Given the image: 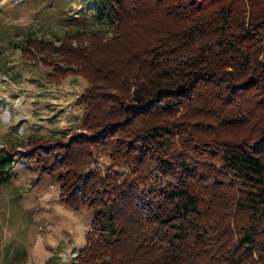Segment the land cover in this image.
Masks as SVG:
<instances>
[{"label": "trees", "instance_id": "obj_1", "mask_svg": "<svg viewBox=\"0 0 264 264\" xmlns=\"http://www.w3.org/2000/svg\"><path fill=\"white\" fill-rule=\"evenodd\" d=\"M92 2L105 31L76 29L62 41L104 37L125 49L113 62L89 61L79 129L48 140L40 160L59 172L64 203L91 212L69 264H166L139 259L162 243L174 263L208 253V264H249L256 253L264 264V0ZM70 49L77 57L60 60L75 73L84 46ZM208 110L235 126L258 118L255 144L210 136L187 119L202 120ZM211 152L219 166L206 161ZM14 156L0 150V185L10 180ZM99 157L110 165L90 168ZM207 200L244 214L238 239H224L222 252L205 224Z\"/></svg>", "mask_w": 264, "mask_h": 264}, {"label": "rangeland", "instance_id": "obj_2", "mask_svg": "<svg viewBox=\"0 0 264 264\" xmlns=\"http://www.w3.org/2000/svg\"><path fill=\"white\" fill-rule=\"evenodd\" d=\"M87 10L91 14L85 15ZM92 14V0H0V150L15 155L10 180L0 185V264H69L85 243L90 209L87 205L77 211L69 208L62 199L59 172L46 170L40 160L48 140L64 141L67 137H60L62 134L79 129L80 99L91 84L86 76L89 61L107 64L125 49L120 43L105 44L104 37L89 43H84V35L62 41L64 33L76 29L104 32V21L93 19ZM78 45L84 46L79 51L82 66L73 73L60 59L77 57L70 48ZM87 47L91 48L89 59ZM203 114L207 115L202 120L193 115L185 118L205 127L201 132L210 136L217 133L237 142L248 141L249 146L255 144L258 133L251 130L258 118L235 126L216 120L209 110ZM209 156L206 161L219 166L217 152ZM97 165L108 167L110 162L99 157L90 168ZM223 205L208 200L203 205L209 233L213 239L221 238L212 240L219 252L224 239L236 242L237 225L244 220V214L235 211L230 202ZM193 248L200 247L194 244ZM169 252L162 243L139 259L166 264H208L212 259L208 253L197 259L187 255L174 263ZM179 252L185 256L190 251L182 245ZM247 262L256 264L257 254Z\"/></svg>", "mask_w": 264, "mask_h": 264}]
</instances>
